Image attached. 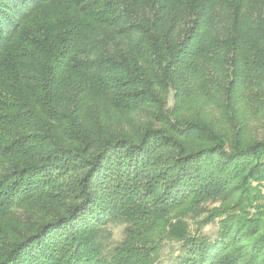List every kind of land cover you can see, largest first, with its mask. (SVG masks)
<instances>
[{
  "label": "trees",
  "instance_id": "16d2710c",
  "mask_svg": "<svg viewBox=\"0 0 264 264\" xmlns=\"http://www.w3.org/2000/svg\"><path fill=\"white\" fill-rule=\"evenodd\" d=\"M209 86L222 123L177 114ZM255 106L264 0H0V264H160L172 215L208 202L217 238L178 224L174 264H264Z\"/></svg>",
  "mask_w": 264,
  "mask_h": 264
},
{
  "label": "rangeland",
  "instance_id": "374dc122",
  "mask_svg": "<svg viewBox=\"0 0 264 264\" xmlns=\"http://www.w3.org/2000/svg\"><path fill=\"white\" fill-rule=\"evenodd\" d=\"M213 88L209 86L208 89V96L206 93H202L199 89H193V95L190 100L189 106L185 105L181 112H177V114H181L184 117L193 118V114H198L202 117L207 118L209 121L213 123H222V116L220 115L217 107L213 104ZM207 92V91H206ZM197 96V97H194ZM167 105L165 104L166 109L164 112L173 113L174 110V91L170 90L167 98ZM251 108V107H250ZM255 111H252V108L248 111L241 113L239 116L240 120L243 121V126L246 128L245 136L253 139H264V109L261 108L260 110L255 106ZM149 114V115H148ZM137 121L140 119L146 121L151 120V124L154 126L161 128L164 126V122L167 120L162 117V114L154 107L151 109L144 108V112L140 113L136 118ZM169 120V119H168ZM170 121L173 123L175 122V118L170 116ZM254 187H258L254 185ZM262 196H263V205H264V184L262 185ZM221 206L220 203L217 202H208L202 205L197 213H188L186 216L177 217L172 215L170 227L168 228V238L163 242L160 255H159V263L160 264H174L175 259L177 256L180 255V250L182 248V242L176 240L174 235L178 232L175 226L178 224H183L186 228V232L188 236L197 238V237H205L211 241H214L217 238V233L219 230V220L217 221H209V223H205V221L209 219L210 212L219 209ZM264 212V208H263ZM211 217V216H210ZM243 217V216H242ZM239 217V218H242ZM221 220V219H220ZM221 222V221H220ZM110 232L112 234V239L109 242L110 248L115 247L119 243H121L125 238V225L118 224V225H110L109 227ZM174 236V237H173Z\"/></svg>",
  "mask_w": 264,
  "mask_h": 264
}]
</instances>
